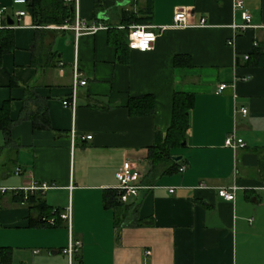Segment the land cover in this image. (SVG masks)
Returning <instances> with one entry per match:
<instances>
[{
    "label": "crops",
    "instance_id": "0c3cea01",
    "mask_svg": "<svg viewBox=\"0 0 264 264\" xmlns=\"http://www.w3.org/2000/svg\"><path fill=\"white\" fill-rule=\"evenodd\" d=\"M12 1L0 0L12 21L0 28L11 29L13 43L0 57V108L13 122L8 145L0 132L7 264H264V57L244 63L264 54V0L240 8L233 0H151V49L126 46L121 59L110 29L122 30L121 12L138 13L146 0H64L72 17L60 26L35 25L27 2ZM177 9L184 27L172 26ZM73 68L85 85L69 109L61 102ZM175 92L193 97L187 128L170 160L151 167L148 150L164 140ZM130 99H143L144 113L130 115ZM40 113L48 129L32 128L28 117ZM231 134L243 147L223 146ZM125 162L143 189L105 206ZM230 188L232 201L217 196ZM17 191L39 192L43 215L12 202ZM69 241L78 246L68 257Z\"/></svg>",
    "mask_w": 264,
    "mask_h": 264
},
{
    "label": "trees",
    "instance_id": "16d2710c",
    "mask_svg": "<svg viewBox=\"0 0 264 264\" xmlns=\"http://www.w3.org/2000/svg\"><path fill=\"white\" fill-rule=\"evenodd\" d=\"M27 2V7L30 10L33 22L37 26H47L56 25L60 26L70 21L72 17V5L70 3H65L64 0H25ZM150 2L151 0H146V5L144 9L138 13L122 11L120 14V26L127 27L129 25H148L150 23ZM113 32L114 37L110 43L116 50L118 54V59H121L120 51L126 48V30L110 29ZM13 50L12 43V31L9 28H0V57L3 54L9 53ZM254 52L247 56L244 61L245 64L258 65L261 62L258 58L264 57V54H258L255 57V61L251 57ZM183 65L186 64L187 59H182ZM181 61L180 58H175V64ZM261 61V60H260ZM235 59V63H236ZM28 94V97H31ZM192 95L187 93L175 92L172 95L171 103V114H170V124L165 131L164 140L161 143H155L149 150L147 159L151 167L162 164L165 161L170 160V155L168 151L170 148H176L179 146L180 142L183 140L184 133L187 128V114L192 106ZM143 99L129 100L126 107L130 115H139L144 113L145 104L140 105ZM33 129L45 130L48 129L47 119L43 113L35 117H28ZM13 122L9 119L7 110L3 105L0 108V132L3 136L5 145L10 143L9 141V131L11 129ZM178 165V164H176ZM105 206L114 207L115 205L122 204L117 199V192L115 190H106L104 194ZM11 200L17 204H23L28 207L29 210L35 211L40 215L46 211L47 207L39 192H22L17 191L12 193ZM41 222V221H39ZM8 249L0 248V264L8 263Z\"/></svg>",
    "mask_w": 264,
    "mask_h": 264
},
{
    "label": "built area",
    "instance_id": "2783aa9c",
    "mask_svg": "<svg viewBox=\"0 0 264 264\" xmlns=\"http://www.w3.org/2000/svg\"><path fill=\"white\" fill-rule=\"evenodd\" d=\"M14 4H25L24 0H13ZM233 7L240 8L242 4V0H233ZM22 12H17L16 16H21ZM242 19L245 22H248V16L244 13L241 14ZM5 18V11L3 8H0V21H2ZM184 19H185V13L181 9H177L174 11L172 16V26L174 27H184ZM204 21L201 19L199 21V25H203ZM120 29L126 30V46L129 50H134L137 52H146L151 49L156 35L153 33L152 26L149 25H129L127 27H120ZM89 30V29H88ZM91 30V29H90ZM74 36L77 37L79 33L82 31V28L77 26V23H75L73 27ZM246 57H244V60ZM85 81L83 78L80 77V75L76 72L75 68L72 70V79H71V87L69 92V98L67 100H63L61 102V106L73 109L75 105V99H76V91L77 88L80 86H84ZM224 88L223 85H219L217 88V92H221ZM244 109H239L238 113L241 115L245 114ZM86 139H89V137H85ZM243 142L240 139H237L234 137L233 134L229 135L223 142V146L231 149L234 151L237 148L243 147ZM184 169L183 166H180L178 168L179 172H182ZM15 174H17V171H15ZM140 173L133 169L129 163H123L120 168L117 170L115 174V179L117 181V185L115 188V191L117 192V199L120 203H125L128 198L134 197L138 190L143 189V187L140 185ZM46 189L45 185H40L38 187L33 186L29 189V191H43ZM233 188L231 189H218L216 194L219 198H221L224 201H232L233 200ZM169 192H172L170 189ZM77 243L75 242H68L66 249L63 251L70 256V254L74 251H76ZM148 253L145 251L144 255H147Z\"/></svg>",
    "mask_w": 264,
    "mask_h": 264
},
{
    "label": "water",
    "instance_id": "95a60500",
    "mask_svg": "<svg viewBox=\"0 0 264 264\" xmlns=\"http://www.w3.org/2000/svg\"><path fill=\"white\" fill-rule=\"evenodd\" d=\"M4 19H5L6 26H11L12 25V21H11V19L8 16H5ZM172 159H173V161L178 162L180 160V157H176V158H172Z\"/></svg>",
    "mask_w": 264,
    "mask_h": 264
}]
</instances>
